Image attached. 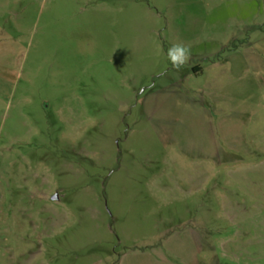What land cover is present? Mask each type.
<instances>
[{
	"label": "rangeland",
	"instance_id": "obj_1",
	"mask_svg": "<svg viewBox=\"0 0 264 264\" xmlns=\"http://www.w3.org/2000/svg\"><path fill=\"white\" fill-rule=\"evenodd\" d=\"M0 264H264V0H0Z\"/></svg>",
	"mask_w": 264,
	"mask_h": 264
},
{
	"label": "clouds",
	"instance_id": "obj_2",
	"mask_svg": "<svg viewBox=\"0 0 264 264\" xmlns=\"http://www.w3.org/2000/svg\"><path fill=\"white\" fill-rule=\"evenodd\" d=\"M168 59L173 67L179 69L187 63L190 58L191 51L188 45L183 43H173L168 49Z\"/></svg>",
	"mask_w": 264,
	"mask_h": 264
},
{
	"label": "crops",
	"instance_id": "obj_3",
	"mask_svg": "<svg viewBox=\"0 0 264 264\" xmlns=\"http://www.w3.org/2000/svg\"><path fill=\"white\" fill-rule=\"evenodd\" d=\"M194 70H195L196 72H200V71H201V68H194Z\"/></svg>",
	"mask_w": 264,
	"mask_h": 264
}]
</instances>
